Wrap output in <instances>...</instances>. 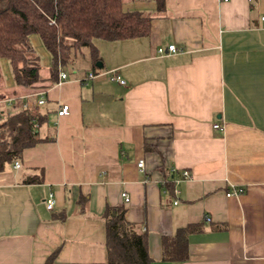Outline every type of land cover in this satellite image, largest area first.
Masks as SVG:
<instances>
[{"label":"crops","instance_id":"1","mask_svg":"<svg viewBox=\"0 0 264 264\" xmlns=\"http://www.w3.org/2000/svg\"><path fill=\"white\" fill-rule=\"evenodd\" d=\"M166 6L157 15L153 1L124 0L153 14L150 35L97 40L96 67L85 48L87 63L77 56L61 84L16 87L9 70L2 109L36 102L46 141L0 173V264H43L55 251L59 264L107 262V207L147 233L152 264H264V0ZM32 43L47 75L51 56L39 36ZM170 45L177 51L158 53ZM62 104L70 112L60 117ZM191 224L202 230L189 235V260L164 261L163 236Z\"/></svg>","mask_w":264,"mask_h":264},{"label":"trees","instance_id":"2","mask_svg":"<svg viewBox=\"0 0 264 264\" xmlns=\"http://www.w3.org/2000/svg\"><path fill=\"white\" fill-rule=\"evenodd\" d=\"M147 1L156 3L157 15L166 12V0ZM154 18L152 13L126 10L124 0H0V85L4 81L2 63L7 61L16 87L33 89L47 82L48 88L58 82L62 70L75 64L84 48L89 49L96 67L101 60L97 40L147 37ZM35 35L51 56L47 75L42 73L41 58L32 43ZM45 121L36 102L26 106L17 98L15 109L8 112L0 105V173L21 160L26 149L46 141L38 133ZM41 175L28 177L24 183H41ZM166 185L172 191V185ZM103 218L108 260L83 264H152L148 235L127 221L125 209L107 207ZM201 230V225L191 224L178 228L173 236H163V260H189V235ZM57 257L55 251L43 264H59Z\"/></svg>","mask_w":264,"mask_h":264},{"label":"built area","instance_id":"3","mask_svg":"<svg viewBox=\"0 0 264 264\" xmlns=\"http://www.w3.org/2000/svg\"><path fill=\"white\" fill-rule=\"evenodd\" d=\"M263 21H264V17H263ZM168 51L170 52H176L177 49L174 45H170L168 48H159L158 49V53L161 54V55H164L166 54ZM98 75L97 74H94V73H90L88 76H87V79H90V80H93L97 77ZM111 80L113 81H116L118 83H120L121 85H126V82L125 80L118 74H116L114 71L110 72V77H109ZM68 79V74L65 73V72H61L60 75H59V80H58V84H61L62 82L66 81ZM41 99L39 101V104L40 105H43L45 104V99L43 98L44 97V94L41 95ZM70 112V106L68 104H62L60 106V109L58 110V116L62 117V116H66L68 115ZM215 128H220V125H215ZM139 167L141 169H144V162L141 161L139 164ZM14 167L15 169H20L21 168V163L20 161H16L15 164H14ZM183 175L185 178H189L190 177V173L188 171H184L183 172ZM242 193V190L240 189H237V190H233L232 192H229L228 193V196H235V195H239ZM176 194H177V191H176ZM124 199H125V202H129L130 198L128 196L127 193H123L122 194ZM178 203V200L175 201V204ZM55 206V196L54 194L51 192L49 194V197L47 199V208L48 210H52Z\"/></svg>","mask_w":264,"mask_h":264},{"label":"rangeland","instance_id":"4","mask_svg":"<svg viewBox=\"0 0 264 264\" xmlns=\"http://www.w3.org/2000/svg\"><path fill=\"white\" fill-rule=\"evenodd\" d=\"M43 46H44V44H43ZM45 47V46H44ZM38 50V49H37ZM46 50V49H45ZM38 52H39V50H38ZM87 52H89V51H87V49H85L84 48V51H83V55L82 54H80V55H78V62H79V64H85V63H87V61L84 59L85 58V54H87ZM40 55V54H39ZM84 56V57H83ZM40 58H41V63H42V66L44 65L43 63H44V60H45V57H44V54H42V56L40 55ZM45 67V66H44ZM11 68H10V65H7L6 66V64L5 63H3L2 64V71H3V76H4V79L6 80V81H8L9 82V76H10V72H11V70H10ZM9 70H10V72H9ZM1 89H3V87L0 85V90ZM2 92H0V94H1ZM4 93V92H3ZM9 96V95H8Z\"/></svg>","mask_w":264,"mask_h":264}]
</instances>
